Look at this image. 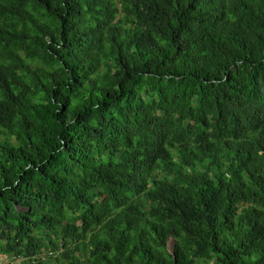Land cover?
I'll return each instance as SVG.
<instances>
[{"label": "trees", "instance_id": "16d2710c", "mask_svg": "<svg viewBox=\"0 0 264 264\" xmlns=\"http://www.w3.org/2000/svg\"><path fill=\"white\" fill-rule=\"evenodd\" d=\"M46 252L264 264V0H0V262Z\"/></svg>", "mask_w": 264, "mask_h": 264}, {"label": "rangeland", "instance_id": "374dc122", "mask_svg": "<svg viewBox=\"0 0 264 264\" xmlns=\"http://www.w3.org/2000/svg\"><path fill=\"white\" fill-rule=\"evenodd\" d=\"M172 246H173V241H171V244H170V247H172ZM47 254H48V252H46L45 255L43 256L44 259L49 260L50 261V264H58L57 262L52 261L51 258H48L49 256H47ZM54 257L56 258V257H58V255H55ZM27 261L28 260L21 258V259H19L17 261H14L13 264H27L26 263Z\"/></svg>", "mask_w": 264, "mask_h": 264}, {"label": "built area", "instance_id": "2783aa9c", "mask_svg": "<svg viewBox=\"0 0 264 264\" xmlns=\"http://www.w3.org/2000/svg\"><path fill=\"white\" fill-rule=\"evenodd\" d=\"M0 264H1V262H0Z\"/></svg>", "mask_w": 264, "mask_h": 264}]
</instances>
